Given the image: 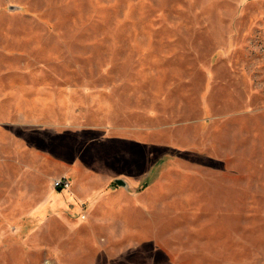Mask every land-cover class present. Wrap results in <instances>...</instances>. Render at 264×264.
<instances>
[{
	"label": "rangeland",
	"instance_id": "1",
	"mask_svg": "<svg viewBox=\"0 0 264 264\" xmlns=\"http://www.w3.org/2000/svg\"><path fill=\"white\" fill-rule=\"evenodd\" d=\"M0 264H264V0H0Z\"/></svg>",
	"mask_w": 264,
	"mask_h": 264
},
{
	"label": "built area",
	"instance_id": "2",
	"mask_svg": "<svg viewBox=\"0 0 264 264\" xmlns=\"http://www.w3.org/2000/svg\"><path fill=\"white\" fill-rule=\"evenodd\" d=\"M54 187L68 189L70 187V182L67 178L59 177L54 180Z\"/></svg>",
	"mask_w": 264,
	"mask_h": 264
},
{
	"label": "water",
	"instance_id": "3",
	"mask_svg": "<svg viewBox=\"0 0 264 264\" xmlns=\"http://www.w3.org/2000/svg\"><path fill=\"white\" fill-rule=\"evenodd\" d=\"M115 181H116L119 185H126L125 180L122 179V178H116Z\"/></svg>",
	"mask_w": 264,
	"mask_h": 264
}]
</instances>
